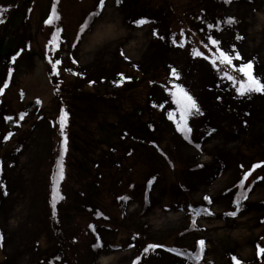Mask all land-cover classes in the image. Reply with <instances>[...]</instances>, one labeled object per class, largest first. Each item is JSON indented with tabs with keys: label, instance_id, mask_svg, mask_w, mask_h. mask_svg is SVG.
Segmentation results:
<instances>
[{
	"label": "rangeland",
	"instance_id": "1",
	"mask_svg": "<svg viewBox=\"0 0 264 264\" xmlns=\"http://www.w3.org/2000/svg\"><path fill=\"white\" fill-rule=\"evenodd\" d=\"M190 1L195 4H187L184 12L169 11V18L174 22L181 18L204 45L220 56L227 54L238 73L245 74L240 68L252 61L253 74L264 82V0ZM0 2L11 5L9 13H3L7 21L0 24V264H70L69 259L76 264H201V260L202 264H232L234 256L242 261L263 256L257 254V245L264 248V165H254L255 160L264 159V92L242 96L228 86V93L208 57L192 54L173 35L165 34L159 4L175 8L180 0H104L102 8L99 0H59L47 29L40 31L55 44L54 60L60 61L49 71L39 49L42 37L36 39V33L50 0H35L31 12H27L31 0ZM138 7L142 11H136ZM229 17L236 22L227 23ZM141 20L144 23H137ZM65 72L74 78L62 79ZM132 73L143 75L142 79L152 77L143 97L153 114L152 138L162 150L160 154L143 145L137 153L147 154L143 160L140 157L141 163L148 160L140 167L143 177L159 171L157 178L149 186L137 185L130 199L118 198L110 157H99L105 150L91 152L89 158L98 161L95 168L93 161L83 175L77 168L73 174L67 168L65 182L57 186L59 196L53 208L57 216H52L48 197L61 175L54 170L60 137L51 120L55 113L49 114L57 109L49 75L63 80L61 88L70 89L69 97L64 89L60 99L76 118L87 121V127L105 112L113 116L110 120L115 125L142 134L145 124L125 108L141 91L134 90L131 98L119 93L114 102L104 94L127 86ZM166 75L170 79H164ZM185 93L200 106L199 114L195 110L189 114L185 103H179V94ZM76 104H93L104 111L96 112L90 105L89 114L78 115ZM164 117L172 120L165 124ZM178 125L192 129L187 139ZM84 133L85 128L76 127L69 134L70 155L74 146L84 155L80 164L87 159L79 139ZM61 162L59 168L63 162L67 165L64 159ZM170 163L183 168L172 174ZM249 167L254 169L239 211L235 217L225 215L237 211L232 199L234 182ZM170 177L183 183L176 191L188 193L192 206L202 209L193 214L185 204L188 201L170 194L162 199V187L168 188ZM82 203L106 211L114 229L104 226L88 231ZM200 240L205 245L196 261L193 253ZM153 241H173L191 254L181 256L161 246L136 258ZM94 244L102 247L94 248ZM116 244L120 249H114Z\"/></svg>",
	"mask_w": 264,
	"mask_h": 264
},
{
	"label": "snow or ice",
	"instance_id": "2",
	"mask_svg": "<svg viewBox=\"0 0 264 264\" xmlns=\"http://www.w3.org/2000/svg\"><path fill=\"white\" fill-rule=\"evenodd\" d=\"M99 2H100V6L102 8L104 5V0H99ZM118 2H119V0H118ZM225 2L230 3L231 0H225ZM53 10H55V8ZM0 22H2V21H0ZM226 22L227 23H235L236 21H235L234 17H229ZM137 23H144V21L143 20L137 21ZM210 27H211V25H210ZM237 39H242V37L237 36ZM211 42L213 44L217 43L215 40H212ZM17 55H19V53ZM236 56H237V58H242L239 56V53H237ZM221 57L223 58L224 63H227L229 65L232 64V59L227 54H225L224 52H221ZM13 59H15V57ZM59 63H60V61H56V64H59ZM253 67H254L253 62L248 61L244 66H242L240 68V71L245 72V74L248 76L247 83L241 82V86L237 89L238 93L242 96L245 95L246 93H250L253 91L264 92V82H262L259 78H257L253 74ZM228 79H233V77L228 76ZM184 97L186 100L185 111L188 112L189 114H191L193 110H195L196 112H199V108H198L195 100H193L191 96H188L187 93L184 94ZM63 127H64L63 124H61L62 133H63ZM177 130L182 131L185 134L186 139L188 138V134L191 133V131H192V129L188 126H184L183 128H181L179 125L177 126ZM197 147H199V145H197ZM254 167H256V166H254ZM62 175H63V172H62V166H61V177H62ZM149 183L151 184V181ZM4 194L7 195V192L5 191ZM204 199L208 200L209 203H211L210 197L205 196ZM238 211H239V202H237V211L229 212V213H226L225 215L235 217L237 215ZM207 214L211 215V213H207ZM2 240H3V235H2V233H0V242H2ZM198 245L200 246V249L202 252L203 246L205 245V241L204 240L198 241ZM93 247L99 248V247H102V245L94 244ZM149 247H156V246H149ZM257 249H258V252H257L258 255H264V248H260V246L257 245ZM145 251H147V249H145ZM201 252H197L194 255L193 259L196 261H199L201 259ZM233 261L235 262V264H240V262L237 261L235 257H233Z\"/></svg>",
	"mask_w": 264,
	"mask_h": 264
},
{
	"label": "trees",
	"instance_id": "3",
	"mask_svg": "<svg viewBox=\"0 0 264 264\" xmlns=\"http://www.w3.org/2000/svg\"><path fill=\"white\" fill-rule=\"evenodd\" d=\"M140 10V9H139ZM198 49H200V46H197ZM224 71V70H223ZM110 128H109V120L106 117H102V120L97 123V126L95 128V131L91 132V134H88L89 136L91 135L92 138V143H96L97 140H101V137L106 136V138L111 134ZM109 133V135H108ZM115 133H112V137H114Z\"/></svg>",
	"mask_w": 264,
	"mask_h": 264
}]
</instances>
